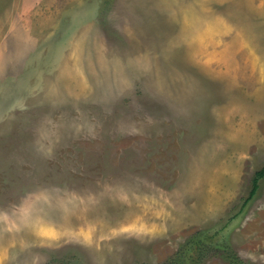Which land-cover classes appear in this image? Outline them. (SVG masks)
I'll list each match as a JSON object with an SVG mask.
<instances>
[{
    "label": "rangeland",
    "instance_id": "obj_1",
    "mask_svg": "<svg viewBox=\"0 0 264 264\" xmlns=\"http://www.w3.org/2000/svg\"><path fill=\"white\" fill-rule=\"evenodd\" d=\"M17 1L0 264H264V0Z\"/></svg>",
    "mask_w": 264,
    "mask_h": 264
},
{
    "label": "trees",
    "instance_id": "obj_2",
    "mask_svg": "<svg viewBox=\"0 0 264 264\" xmlns=\"http://www.w3.org/2000/svg\"><path fill=\"white\" fill-rule=\"evenodd\" d=\"M264 179V167L258 171L254 178L252 179V191L249 195V198L247 199L246 203H249L250 200H252L254 197H256L258 190L260 188V182ZM245 206V205H244ZM191 243V242H190ZM189 243V244H190ZM188 244V245H189ZM203 246H207L205 244V241H201L198 242L194 248L198 249L200 251V253H198L199 255H203L202 257H200L197 260H200L199 262H195L197 260L192 259V254L191 252H188L187 254H184L183 252H179L176 257L172 260V264H200V262L202 261L201 258L204 257V251L206 248H204ZM209 248V247H208ZM214 250L219 251V250H223L226 254H227V259L228 261H230V263L234 262V260H238L239 264H245L243 261H241L239 258H235L231 253L232 251L229 250L226 246H215ZM215 251V252H216ZM212 252V251H211ZM190 256V257H189Z\"/></svg>",
    "mask_w": 264,
    "mask_h": 264
},
{
    "label": "crops",
    "instance_id": "obj_3",
    "mask_svg": "<svg viewBox=\"0 0 264 264\" xmlns=\"http://www.w3.org/2000/svg\"><path fill=\"white\" fill-rule=\"evenodd\" d=\"M15 2L14 3H12L13 4V9H11V11H18V12H23V11H25V9H27V7H28V5H22L21 4V6H19V4H20V2L19 1H17V0H14ZM24 1V0H23ZM19 3V4H18ZM20 8V9H19ZM8 14V13H7ZM21 16V15H20ZM20 16H18L17 15V18L15 17V18H13V20H11V19H9L8 17H7V15H3V17H2V15H0V27L2 28V27H8L9 25H13L14 24V26L15 27H17L18 26V24L17 23H15V22H17L18 20H19V17ZM21 20H24V18H21ZM14 21V22H13ZM1 41V40H0Z\"/></svg>",
    "mask_w": 264,
    "mask_h": 264
}]
</instances>
